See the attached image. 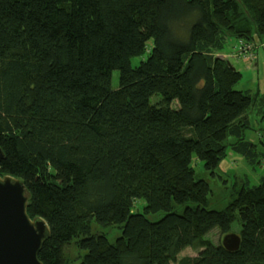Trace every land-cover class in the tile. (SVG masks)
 Returning a JSON list of instances; mask_svg holds the SVG:
<instances>
[{"label": "trees", "instance_id": "16d2710c", "mask_svg": "<svg viewBox=\"0 0 264 264\" xmlns=\"http://www.w3.org/2000/svg\"><path fill=\"white\" fill-rule=\"evenodd\" d=\"M230 39L255 53L264 0H0V175L49 226L42 264H264V174L217 173L229 148L264 166L245 138L264 93L235 87L216 56ZM213 228H236L238 249L202 239Z\"/></svg>", "mask_w": 264, "mask_h": 264}, {"label": "rangeland", "instance_id": "374dc122", "mask_svg": "<svg viewBox=\"0 0 264 264\" xmlns=\"http://www.w3.org/2000/svg\"><path fill=\"white\" fill-rule=\"evenodd\" d=\"M234 40L230 39L224 46L222 52L224 53H216V56H224L225 53H230L231 51H235L234 49ZM256 56L257 61L253 63L246 64L238 59H234L228 55V61L240 72V79L236 84V88L240 89L244 94L252 96L256 90H259L260 93H264V42L258 43L256 47ZM146 54L143 56H136L131 58L130 63L131 66H136L141 60L144 59ZM223 58V57H222ZM111 87L115 89L117 87V71H113L111 75ZM251 129H247L245 131V138L251 140L258 146L264 149V146L261 142H264V119L260 118L259 115L255 113H250L249 115ZM196 159L192 156V166L195 168V173H199L203 178L207 179L211 185L213 181L218 184L220 183V178L229 182V179L232 177L236 180L240 177L248 176L251 177L253 183H257L258 176L264 174V166L258 167L257 171H254L248 165H246L245 161L242 157L232 151L230 148L226 150L225 157L221 160L219 164V171L217 173L221 175L218 178L210 179V176L206 174L204 170H202L199 166L196 165ZM200 165V162L197 161ZM214 176V175H213ZM216 183V185H218ZM217 197V193L215 194ZM218 198V197H217ZM92 232L95 234L96 232H103L110 240H112L118 233L119 230L117 227L113 225H98L94 221L90 224ZM232 232L238 233L236 228L232 229ZM223 234L220 232L219 228H213L208 231L205 235L202 236V239L209 240L213 243H221V238ZM200 244H196L195 246H188L182 249L178 256L182 255H190L194 256L197 253V249ZM63 254L66 262L71 260H76L79 252L77 251L74 242L66 243L63 246ZM68 259V260H67ZM71 264V263H70Z\"/></svg>", "mask_w": 264, "mask_h": 264}, {"label": "water", "instance_id": "95a60500", "mask_svg": "<svg viewBox=\"0 0 264 264\" xmlns=\"http://www.w3.org/2000/svg\"><path fill=\"white\" fill-rule=\"evenodd\" d=\"M27 200V191L19 178L0 175V264H42L37 253L49 226L42 217L28 214ZM221 245L229 252L236 251L240 236L228 232L222 236Z\"/></svg>", "mask_w": 264, "mask_h": 264}, {"label": "built area", "instance_id": "2783aa9c", "mask_svg": "<svg viewBox=\"0 0 264 264\" xmlns=\"http://www.w3.org/2000/svg\"><path fill=\"white\" fill-rule=\"evenodd\" d=\"M237 44V47L234 46L235 51H231L229 56L244 62L248 66L247 64L252 63L255 58L254 46L242 40H237Z\"/></svg>", "mask_w": 264, "mask_h": 264}, {"label": "crops", "instance_id": "0c3cea01", "mask_svg": "<svg viewBox=\"0 0 264 264\" xmlns=\"http://www.w3.org/2000/svg\"><path fill=\"white\" fill-rule=\"evenodd\" d=\"M234 43H235V41H234ZM234 43H233V45H234ZM220 53L222 54V53H224V52H222V51H220ZM228 55H229V53L227 54V53H225L224 54V56H222L224 59H226L227 57H228ZM257 54H256V49H255V58H254V62H256L257 61V56H256ZM228 59V58H227ZM248 67V66H247ZM256 92V91H255Z\"/></svg>", "mask_w": 264, "mask_h": 264}]
</instances>
